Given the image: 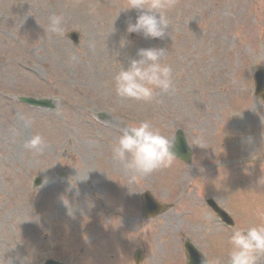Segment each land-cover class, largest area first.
<instances>
[{
    "label": "rangeland",
    "instance_id": "374dc122",
    "mask_svg": "<svg viewBox=\"0 0 264 264\" xmlns=\"http://www.w3.org/2000/svg\"><path fill=\"white\" fill-rule=\"evenodd\" d=\"M127 3L0 0V264H133L135 250L139 264H184V239L209 264H228L233 229L264 225V105L251 80L264 68V0H172L163 40L126 31L138 14L122 10ZM52 15L64 17L60 34L47 30ZM148 47L168 50L174 90L150 101L119 97L115 74ZM20 97L52 100L54 110ZM145 120L169 139L181 130L192 165L174 160L131 181L112 150ZM37 133L40 151L25 146ZM142 192L172 207L142 220ZM207 199L230 214L232 229ZM118 207L122 216L98 232V218Z\"/></svg>",
    "mask_w": 264,
    "mask_h": 264
},
{
    "label": "clouds",
    "instance_id": "9594fccd",
    "mask_svg": "<svg viewBox=\"0 0 264 264\" xmlns=\"http://www.w3.org/2000/svg\"><path fill=\"white\" fill-rule=\"evenodd\" d=\"M172 6V0H128L122 10L135 9L134 22L126 21V31L146 39L163 40L169 35V22L164 9ZM90 13L95 9L90 8ZM64 17H49L48 32L60 34L63 31ZM94 47V43L90 45ZM123 46V42H122ZM167 49L163 47L138 48L135 57H129L127 66H121L114 76L115 90L119 97L136 101H150L156 91L174 90L173 68L164 62ZM31 123V121H27ZM46 140L40 134H34L26 147L40 151ZM172 139L162 134L145 120L130 124L115 142L113 157L123 161L131 181L146 177L153 172L168 168L175 159ZM264 183V179L260 181ZM231 245L228 253V264H258L264 256V225H251L246 228H235L229 237ZM204 264H208L205 260ZM214 264H219V260Z\"/></svg>",
    "mask_w": 264,
    "mask_h": 264
},
{
    "label": "water",
    "instance_id": "95a60500",
    "mask_svg": "<svg viewBox=\"0 0 264 264\" xmlns=\"http://www.w3.org/2000/svg\"><path fill=\"white\" fill-rule=\"evenodd\" d=\"M255 85H256V93L257 94H261L262 91H263V86H264V72H261L259 71L258 73H256V76H255ZM176 150L177 152L174 153V155L177 157V158H180V159H184V158H188L189 156V153H188V149L186 148L183 140H182V137L179 136V138H177L176 140ZM182 155V156H181ZM143 203L145 204V206H147V208L151 209L150 211V214L151 215H155L158 213V211H154V207H153V203L151 201V199L145 195L144 196V199H143ZM210 204V203H209ZM160 210L162 209L161 207H158ZM216 211V209H215ZM190 254V260L192 261H195L197 258H200L199 255L193 251L192 249H189V252ZM191 261L190 264H193ZM45 264H56V263H53V262H47Z\"/></svg>",
    "mask_w": 264,
    "mask_h": 264
}]
</instances>
